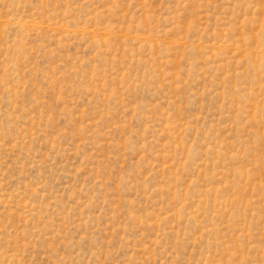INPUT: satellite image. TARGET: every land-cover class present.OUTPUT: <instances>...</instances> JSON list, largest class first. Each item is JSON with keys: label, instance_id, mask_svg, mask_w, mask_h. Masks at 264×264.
Returning a JSON list of instances; mask_svg holds the SVG:
<instances>
[{"label": "rangeland", "instance_id": "rangeland-1", "mask_svg": "<svg viewBox=\"0 0 264 264\" xmlns=\"http://www.w3.org/2000/svg\"><path fill=\"white\" fill-rule=\"evenodd\" d=\"M0 264H264V0H0Z\"/></svg>", "mask_w": 264, "mask_h": 264}]
</instances>
